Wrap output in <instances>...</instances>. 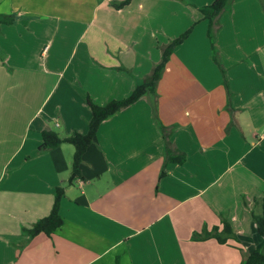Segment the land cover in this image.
<instances>
[{
	"label": "crops",
	"instance_id": "crops-1",
	"mask_svg": "<svg viewBox=\"0 0 264 264\" xmlns=\"http://www.w3.org/2000/svg\"><path fill=\"white\" fill-rule=\"evenodd\" d=\"M118 1L0 0V14L13 17L0 25V264H240L264 254L251 217L264 195L261 0H232L216 19L228 91L199 11L213 0H133L116 10ZM190 28L155 98L105 120L82 179L67 186L72 146L38 151L49 121L63 136L85 134L86 98L104 105L130 94ZM122 71L133 83L119 93ZM146 96L185 155L161 177L163 141ZM58 187L61 227L29 238L24 230L48 216ZM222 217L238 242L192 239Z\"/></svg>",
	"mask_w": 264,
	"mask_h": 264
},
{
	"label": "trees",
	"instance_id": "trees-1",
	"mask_svg": "<svg viewBox=\"0 0 264 264\" xmlns=\"http://www.w3.org/2000/svg\"><path fill=\"white\" fill-rule=\"evenodd\" d=\"M133 0H119L113 2L114 9L119 10L128 6ZM232 0H213L211 4L199 8L202 19L207 22V35L210 40L212 60L219 68L223 78L225 79V86L227 87V79L225 76V70L221 64L219 58L218 49L215 47V22L216 19L231 6ZM262 8L264 10V0H261ZM13 23V17L0 14V25H10ZM191 28L178 37L175 40L169 42L167 46L162 50V56L160 62L152 69L150 75L146 77L140 84H138L133 92L126 98L111 100L104 105H98L94 103L89 97L86 98V106L90 110V120L88 122V129L85 134L74 133L69 136H60L58 133L48 130L41 132V144L39 146V153H45L47 151L56 149L61 145H70L74 149V153L71 161L70 176L67 182V186H71L74 181L82 179L80 167L82 164L83 156L93 142V139L102 125V123L108 118L112 117L121 110L133 105L141 97L148 94L155 98L156 87L161 79L163 71L174 48L181 44L189 35ZM152 114L155 118V122L159 128L163 141V154L164 163L160 177L165 175L164 168L169 163L182 164L185 161V155L177 151L170 141L171 132L162 126L157 120V106L155 101L152 100L151 104ZM64 196V188L58 187L55 189L54 202L48 216L37 220L30 228L24 230L29 238L35 237L39 234L46 236L52 235L62 225V218L59 214L60 200ZM260 202L261 212L256 215L254 211H251V217L254 224L256 234L264 242V195L259 200L254 201V206ZM242 205L248 206V202L242 199ZM221 226L213 227L210 230L203 228L200 233H194L192 239L194 241H204L208 239H215L218 244L225 245L229 240L238 242L237 236L234 234L229 223L222 217L220 219ZM240 264H264V254L260 251L249 252Z\"/></svg>",
	"mask_w": 264,
	"mask_h": 264
},
{
	"label": "rangeland",
	"instance_id": "rangeland-1",
	"mask_svg": "<svg viewBox=\"0 0 264 264\" xmlns=\"http://www.w3.org/2000/svg\"><path fill=\"white\" fill-rule=\"evenodd\" d=\"M178 1V0H177ZM142 71H144V69L142 70ZM122 73V77L119 79V81H124V82H121L119 85H118V87L116 88V91H118L119 92V90L121 89V88H124V87H126L125 85L128 83V82H130L131 84L133 83V77L131 76V74L128 72V71H122L121 72ZM151 73V72H150ZM150 75V74H149ZM148 75V76H149ZM147 76V77H148ZM222 76V75H221ZM143 78V77H142ZM145 79V78H144ZM222 80H223V83H222V87L224 88V90H227V87L225 86V79L223 78V76H222ZM116 85H117V83H116ZM115 85V86H116ZM136 85V84H135ZM75 87V86H74ZM75 89L77 90V91H79V88L78 87H75ZM134 89H135V87H134ZM228 91V90H227ZM133 92V91H132ZM131 92V93H132ZM120 93V92H119ZM122 94L121 95H123L124 93L123 92H121ZM130 93V94H131ZM129 93L128 94H126L125 96H123L122 98H119V99H123V98H126V97H128L129 95H130ZM227 95V101L230 99V96L228 95V94H226ZM139 101V100H138ZM144 102H148V104L149 103H151L152 101H151V97H149V96H146V98H144ZM145 104V103H144ZM52 103H49L45 108V112H47L48 110H49V108H52ZM144 107H146V106H142V107H139V108H144ZM138 108V109H139ZM146 109H147V107H146ZM53 117H56V116H53ZM158 118L159 117H157V120H158ZM49 123H50V127H51V129H52V131H54V132H56V133H58L60 136H63V135H65V132H64V128H63V125H62V123H61V127L60 128H54L51 124V122L49 121ZM68 148V147H67ZM70 148H72V150H73V153H74V149H73V147H70ZM262 198V197H261ZM257 200H259L260 201V198L258 199H256V201ZM260 212H261V207H260V202L258 203V204H256L255 205V209H254V213L256 214V215H259L260 214ZM254 226V225H253Z\"/></svg>",
	"mask_w": 264,
	"mask_h": 264
}]
</instances>
